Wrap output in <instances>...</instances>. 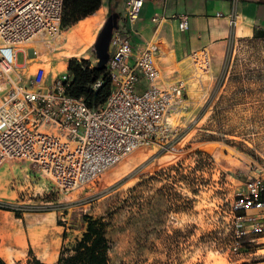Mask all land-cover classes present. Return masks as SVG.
Returning <instances> with one entry per match:
<instances>
[{"label":"rangeland","instance_id":"rangeland-1","mask_svg":"<svg viewBox=\"0 0 264 264\" xmlns=\"http://www.w3.org/2000/svg\"><path fill=\"white\" fill-rule=\"evenodd\" d=\"M80 23L46 47L52 68L72 59L97 64L94 46L102 22L85 33L79 32ZM24 62L19 53L17 63ZM214 68L184 81L190 104L181 120L172 121L178 132L141 149L100 184L65 193L31 163L6 162L0 167V210L30 229L53 213L49 264L58 260L63 232L72 244L86 229L85 217H105L113 210L112 264H248L250 258L229 254L240 216L232 204L255 169L264 168V35L239 42ZM1 232L0 259L27 264L31 246L25 235L22 246L10 237L17 231Z\"/></svg>","mask_w":264,"mask_h":264},{"label":"built area","instance_id":"built-area-1","mask_svg":"<svg viewBox=\"0 0 264 264\" xmlns=\"http://www.w3.org/2000/svg\"><path fill=\"white\" fill-rule=\"evenodd\" d=\"M145 2H126L129 28L139 20ZM64 4L65 0H0V90L6 91L0 94V167L9 161L29 162L61 192L69 193L100 184L141 149L167 142L178 132L172 121L188 108V100L184 81L163 79L157 63L161 45L150 40L135 51L129 35L120 31L114 32L110 44L106 70L113 90L106 103L90 107L84 99L70 96L69 63L52 68L45 55L46 47L63 36ZM229 17L236 23L235 11ZM152 21L159 27L166 18L154 16ZM179 28L188 30L187 18H180ZM19 53L25 54L22 65L17 63ZM191 59L196 73L208 71L205 53ZM143 80L147 88L140 91ZM103 84L97 81L92 90L99 91ZM232 212L240 216L230 257L243 255L250 258L248 264H264L263 167L250 176Z\"/></svg>","mask_w":264,"mask_h":264},{"label":"crops","instance_id":"crops-1","mask_svg":"<svg viewBox=\"0 0 264 264\" xmlns=\"http://www.w3.org/2000/svg\"><path fill=\"white\" fill-rule=\"evenodd\" d=\"M127 1L102 0L95 15L104 10L101 18L103 27L111 16L116 17L119 31L129 35L135 51L150 40L161 45L162 56L157 63L164 81L168 83L191 81L196 73L191 59L195 54L205 53L211 67L217 68L239 42L264 35V0H238L237 3L234 0H146L132 29L125 21ZM234 11L238 15L236 23L229 17ZM219 14L223 16L219 17ZM154 16L165 17L166 21L158 27L152 21ZM184 17L188 19V30L181 31L180 18ZM146 88L147 83L143 80L139 90ZM183 115L176 119L181 120ZM5 228L18 232L10 237L19 239L22 246L23 233L28 245L37 252L35 255L39 259L41 256L48 259L44 263L49 264L53 259V213L42 215L39 227L30 229L13 213L0 210V235ZM59 232L55 234L60 235Z\"/></svg>","mask_w":264,"mask_h":264},{"label":"trees","instance_id":"trees-1","mask_svg":"<svg viewBox=\"0 0 264 264\" xmlns=\"http://www.w3.org/2000/svg\"><path fill=\"white\" fill-rule=\"evenodd\" d=\"M64 5L63 30L95 15L101 8L102 0H65ZM68 63V71L73 77L69 95L77 99H84L90 107L105 104L113 90L106 68L97 65L91 68V63L84 60L72 59ZM97 81H102L104 84L99 91L95 92L92 90V86ZM197 154L202 155L201 152H197ZM145 183L146 180H143L140 186ZM113 212L100 218L85 217L86 229L82 236L72 244H66L68 233L65 231L63 233L64 244L55 264H112L110 254L113 243L110 231L114 221ZM28 256L27 264H46L35 255L32 249L29 250ZM0 264L7 263L0 259Z\"/></svg>","mask_w":264,"mask_h":264},{"label":"water","instance_id":"water-1","mask_svg":"<svg viewBox=\"0 0 264 264\" xmlns=\"http://www.w3.org/2000/svg\"><path fill=\"white\" fill-rule=\"evenodd\" d=\"M120 30L116 17L111 16L98 35L94 49L97 58V66L106 68L110 59V44L115 31Z\"/></svg>","mask_w":264,"mask_h":264},{"label":"bare ground","instance_id":"bare-ground-1","mask_svg":"<svg viewBox=\"0 0 264 264\" xmlns=\"http://www.w3.org/2000/svg\"><path fill=\"white\" fill-rule=\"evenodd\" d=\"M104 14V10H100L97 15L83 21L79 25V32H88L90 31L94 26H96L98 23L101 22V18ZM213 150L212 148L210 149Z\"/></svg>","mask_w":264,"mask_h":264}]
</instances>
